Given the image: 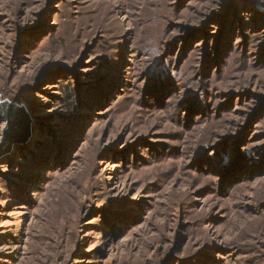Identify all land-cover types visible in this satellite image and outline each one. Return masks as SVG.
<instances>
[{
  "label": "rangeland",
  "instance_id": "374dc122",
  "mask_svg": "<svg viewBox=\"0 0 264 264\" xmlns=\"http://www.w3.org/2000/svg\"><path fill=\"white\" fill-rule=\"evenodd\" d=\"M0 97V264H264V0H0Z\"/></svg>",
  "mask_w": 264,
  "mask_h": 264
},
{
  "label": "water",
  "instance_id": "95a60500",
  "mask_svg": "<svg viewBox=\"0 0 264 264\" xmlns=\"http://www.w3.org/2000/svg\"><path fill=\"white\" fill-rule=\"evenodd\" d=\"M0 120L7 123L3 141L0 143V157L14 145L21 143L29 129L30 116L27 108L11 100L0 97Z\"/></svg>",
  "mask_w": 264,
  "mask_h": 264
}]
</instances>
